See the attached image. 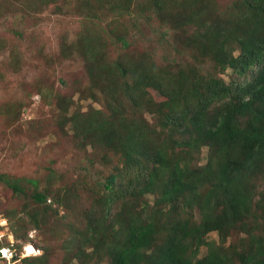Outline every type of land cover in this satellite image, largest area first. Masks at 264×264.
I'll return each instance as SVG.
<instances>
[{"label":"trees","instance_id":"16d2710c","mask_svg":"<svg viewBox=\"0 0 264 264\" xmlns=\"http://www.w3.org/2000/svg\"><path fill=\"white\" fill-rule=\"evenodd\" d=\"M97 4L88 17L103 5L135 13V24L145 13L155 15L166 27L156 35L159 45L168 43L169 60L157 64L158 46L134 51L118 34L113 43L124 52L110 61L100 39L85 36L82 46L90 48L81 53L92 96L102 94L106 109L67 113L59 128L78 148L101 150L100 163L108 170L95 178L83 166L74 188L44 190L38 178L0 174L15 192H24L21 182L33 186L30 201L8 214L17 251L29 242L42 250L20 257L21 263L49 264L60 239L63 264H73L72 258L80 264H264V0ZM173 26L177 34L167 29ZM204 148L206 161L197 165L193 161L199 162ZM89 161L94 166L96 160ZM80 187L94 196L75 218L68 212L70 198ZM60 209L66 210L59 219L64 226L54 227L57 221L50 219H58ZM26 210L29 227L18 216ZM32 229L43 232L44 242L31 236ZM64 229L71 237H64ZM214 231L222 241L237 238L217 243L208 239ZM203 247L207 252L198 257Z\"/></svg>","mask_w":264,"mask_h":264},{"label":"rangeland","instance_id":"374dc122","mask_svg":"<svg viewBox=\"0 0 264 264\" xmlns=\"http://www.w3.org/2000/svg\"><path fill=\"white\" fill-rule=\"evenodd\" d=\"M229 1L219 0L220 4ZM93 5H98L97 0H0V174L11 178H38L39 190H44L46 186L56 189L73 185L74 188L81 178L83 166L91 168L95 178L108 170L100 163L101 150L78 148L70 134L59 128L60 118L67 113L88 112L94 107L106 109L102 94L97 98L92 96L86 61L81 53V48H90L82 46L85 36L89 35L93 40L99 38L101 50L110 61L124 52L119 42L113 43L118 34L127 36L135 45L134 51L158 46L153 50L157 64L169 60L168 43L163 40L159 45L156 35V29L164 31L166 27L155 15L145 13L135 24L132 20L137 16L135 13L109 10L103 5L104 9L96 10L95 16L88 17ZM167 29L177 34L174 26L172 30ZM151 93L156 100L162 98L155 90ZM146 115L149 124L158 127L155 119ZM206 153L204 148L199 162H193L202 165ZM91 157L96 160L94 166L89 161ZM20 184L24 192H15L0 181V213L9 220L12 209H21L30 201L33 186L29 182ZM76 191L77 195L75 191L71 194L68 212L79 218L83 209L92 204L94 195L89 188L80 187ZM148 199L152 203L154 198ZM50 200L53 202V197ZM65 211L60 209L58 216L64 215ZM193 213L198 220L196 207ZM18 216H24L26 227L32 225L27 210L20 211ZM60 218L50 219L57 221L54 227L64 226ZM30 233L38 243L44 242L40 229H32ZM64 237H71L70 231L64 229ZM236 238L231 236L222 241L216 231L208 236V239L223 244L234 242ZM60 242V239L56 240V252L49 264L65 262L66 250ZM206 252V247L201 248L198 257ZM68 256H73V252H68ZM72 259L73 264H80L77 259Z\"/></svg>","mask_w":264,"mask_h":264},{"label":"built area","instance_id":"2783aa9c","mask_svg":"<svg viewBox=\"0 0 264 264\" xmlns=\"http://www.w3.org/2000/svg\"><path fill=\"white\" fill-rule=\"evenodd\" d=\"M2 223L3 221H0V226L2 225ZM4 234H5V231L1 230L0 228V264H3L1 263L3 261L7 262V264H15L17 262L18 264H22L20 257H24L27 254L31 253L28 247H25V250L19 253L17 251V247H15V245L13 244L14 243L13 240L9 244H5L3 242ZM33 251H34L33 253H38L40 250L37 249Z\"/></svg>","mask_w":264,"mask_h":264},{"label":"clouds","instance_id":"9594fccd","mask_svg":"<svg viewBox=\"0 0 264 264\" xmlns=\"http://www.w3.org/2000/svg\"><path fill=\"white\" fill-rule=\"evenodd\" d=\"M0 221H3L2 225L0 226V228H1V230H4L5 231V234L3 236V242L5 244H9L13 240V242H14L13 244L15 245L16 242H17V240L15 239L14 233H13L11 227H10V221H9L8 217L5 216V215H3V214H0ZM30 243H32V242H29L27 244H24L23 247H22V249H23L22 251H24L25 250V247H28V245ZM37 249L40 250L39 248H37L35 246V248L33 250H37ZM33 250H32V252L30 254H38L40 252L39 251L38 253H33L34 252ZM27 255H29V254H27Z\"/></svg>","mask_w":264,"mask_h":264},{"label":"bare ground","instance_id":"6f19581e","mask_svg":"<svg viewBox=\"0 0 264 264\" xmlns=\"http://www.w3.org/2000/svg\"><path fill=\"white\" fill-rule=\"evenodd\" d=\"M34 248H35V245L34 244L30 243L28 245V249H32L33 250ZM32 250L30 252H32Z\"/></svg>","mask_w":264,"mask_h":264},{"label":"snow or ice","instance_id":"6c2138e0","mask_svg":"<svg viewBox=\"0 0 264 264\" xmlns=\"http://www.w3.org/2000/svg\"><path fill=\"white\" fill-rule=\"evenodd\" d=\"M32 249H29V251H31Z\"/></svg>","mask_w":264,"mask_h":264}]
</instances>
